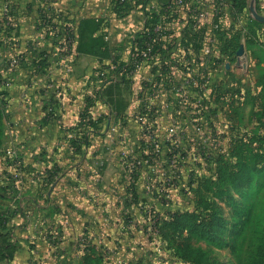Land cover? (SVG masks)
Instances as JSON below:
<instances>
[{"label":"crops","instance_id":"0c3cea01","mask_svg":"<svg viewBox=\"0 0 264 264\" xmlns=\"http://www.w3.org/2000/svg\"><path fill=\"white\" fill-rule=\"evenodd\" d=\"M255 4L264 11V0ZM115 5L0 0L1 88L9 96L0 233L17 245L0 264H169L160 244L183 264L159 229L174 186L169 144L180 123L202 120L209 107L216 111L233 54L239 65L233 50L249 30V14L233 0H140L124 15ZM148 11L163 19V47L126 83L117 65L130 62ZM86 17L101 20L93 36L104 37L107 53L77 51ZM64 28L73 61L54 36ZM86 111L99 120L89 143L78 126Z\"/></svg>","mask_w":264,"mask_h":264},{"label":"rangeland","instance_id":"374dc122","mask_svg":"<svg viewBox=\"0 0 264 264\" xmlns=\"http://www.w3.org/2000/svg\"><path fill=\"white\" fill-rule=\"evenodd\" d=\"M243 13L249 30L237 43L245 53L238 66L233 54V69L223 73L216 111L209 107L203 121L180 123L172 144L168 208L207 218L179 236L192 264H264V22L252 15L249 2ZM159 247L163 261L176 264L166 245Z\"/></svg>","mask_w":264,"mask_h":264},{"label":"trees","instance_id":"16d2710c","mask_svg":"<svg viewBox=\"0 0 264 264\" xmlns=\"http://www.w3.org/2000/svg\"><path fill=\"white\" fill-rule=\"evenodd\" d=\"M235 6L239 8V10L243 11L248 2L250 0H233ZM252 1V0H251ZM140 0H115V13L116 15H124L130 9L138 6ZM147 21L144 27V30L137 35L133 42V50L132 54L139 53L142 49L147 46H151V54L149 57V61L152 60L161 50L163 47V40L162 36L164 35L163 29L156 30L157 26L162 24L160 21V13L158 12H147ZM101 20L91 17L83 18L79 25V41L77 45V51L80 53H93V54H100V53H107L106 50H102L103 47L107 49L106 41L103 36H93L95 31H97L98 27L100 26ZM61 34V33H60ZM60 34H54V36H58ZM13 39L16 36V33L11 34ZM67 34V39H68ZM2 44V40L0 38V45ZM171 45V44H169ZM240 45L239 43L236 44L235 49L233 50L235 53L239 50ZM113 55L115 57V62H117V52L114 51ZM132 55L130 62L128 64L121 63L118 64L117 67L119 68L120 74L126 83L129 82L130 74L134 71L132 65ZM7 64H11V61H8ZM2 80L0 76V145L4 130V123L5 119L7 118L8 114L6 112V108L9 102L8 92L5 89H2ZM99 120H93L90 118L88 111H86L82 115V119L78 123V126L83 128L81 132L83 133L82 142L89 143L88 133L93 130H97V124ZM92 129V130H91ZM172 139L168 140V143H171ZM175 141V139H174ZM171 151L168 153L169 159H174L176 150L174 145L169 144ZM156 149H160L159 144L156 141L152 144V149L154 150V154L151 156H157ZM135 163H139V160H135ZM200 219V223H196L195 221ZM6 219L4 217H0V224H3ZM207 221L205 216H202L201 213L190 212L189 210L186 211H170L169 218L164 219L161 226H160V233L163 234L168 246L172 248L175 252V255L182 261L183 264H192L191 258L183 251L184 242L179 240V236H183L185 230L187 232L193 231L195 227H202ZM197 224V225H196ZM264 244V239L262 240ZM17 245L16 242L12 241L7 234L0 233V262L4 259L11 258L16 251Z\"/></svg>","mask_w":264,"mask_h":264},{"label":"built area","instance_id":"2783aa9c","mask_svg":"<svg viewBox=\"0 0 264 264\" xmlns=\"http://www.w3.org/2000/svg\"><path fill=\"white\" fill-rule=\"evenodd\" d=\"M175 3L178 4H182L183 0H174ZM161 21V18H160ZM160 28H162V26L159 25L157 26L156 30H160ZM70 30L68 28H64L62 34L58 35L55 37L56 40H59L60 44H61V51H66V57L69 61H73L74 60V53L73 51H70V49L68 48V42L72 41V38H68L67 39V34ZM163 37V36H162ZM151 50L152 47L151 46H147L144 49H142L139 53H134L132 54V65L134 70H139L141 69L148 61H149V57L151 54ZM17 62V60H13V63L15 64Z\"/></svg>","mask_w":264,"mask_h":264},{"label":"water","instance_id":"95a60500","mask_svg":"<svg viewBox=\"0 0 264 264\" xmlns=\"http://www.w3.org/2000/svg\"><path fill=\"white\" fill-rule=\"evenodd\" d=\"M250 10L252 12V15L259 21H262L264 22V15L263 14H260L258 12V9L256 7V4H255V0H252L251 1V4H250ZM245 53V47L244 45H241L239 50L237 51V54L238 55H243Z\"/></svg>","mask_w":264,"mask_h":264}]
</instances>
